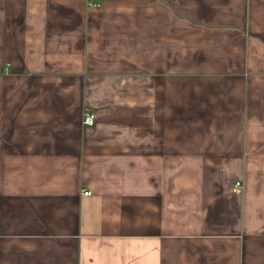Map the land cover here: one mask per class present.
Masks as SVG:
<instances>
[{"label":"crops","instance_id":"0c3cea01","mask_svg":"<svg viewBox=\"0 0 264 264\" xmlns=\"http://www.w3.org/2000/svg\"><path fill=\"white\" fill-rule=\"evenodd\" d=\"M0 264H264V0H0Z\"/></svg>","mask_w":264,"mask_h":264},{"label":"built area","instance_id":"2783aa9c","mask_svg":"<svg viewBox=\"0 0 264 264\" xmlns=\"http://www.w3.org/2000/svg\"><path fill=\"white\" fill-rule=\"evenodd\" d=\"M95 121V117L92 114H86L82 117V125L84 127H92ZM84 196H90L89 193H84Z\"/></svg>","mask_w":264,"mask_h":264}]
</instances>
